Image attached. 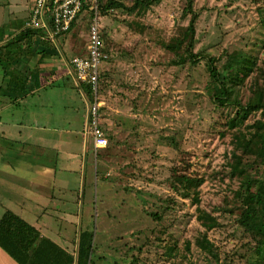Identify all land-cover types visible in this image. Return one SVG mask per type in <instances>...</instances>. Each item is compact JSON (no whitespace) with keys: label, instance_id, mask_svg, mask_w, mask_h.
Here are the masks:
<instances>
[{"label":"rangeland","instance_id":"374dc122","mask_svg":"<svg viewBox=\"0 0 264 264\" xmlns=\"http://www.w3.org/2000/svg\"><path fill=\"white\" fill-rule=\"evenodd\" d=\"M100 1H119L130 8L135 0ZM193 2L199 14L194 52L201 59L183 66L175 64L178 56L167 45L189 24L190 16L183 17L186 0H162L141 15L99 10L101 31L113 54L107 65L110 81L104 78L99 99L109 147L93 153L91 141L87 152L81 146L79 160L84 163L72 179L77 191L71 197L77 202L68 209L69 222H38L43 235L59 245L89 230L94 235L92 264H252L249 255L256 244L236 221L239 182L230 175L232 136L224 128L235 109L211 103L214 85L206 58L216 57L221 66L227 53L238 52L264 62V27L258 13L263 0ZM27 4L0 0V19L21 28ZM90 25L91 15L79 19L67 56L84 54ZM179 54L187 56L184 50ZM76 94L78 105L82 97ZM248 97L246 86L243 102ZM54 99L45 113L50 121L55 116L63 121L69 111L59 107L63 99ZM41 108L37 96L22 110L28 116ZM261 119L264 114L257 112L248 124ZM82 135H76L81 142ZM251 174L264 181V166ZM182 175L203 180L199 206L217 216L216 229L206 232L197 220V205L173 189V177ZM205 234L218 262L197 246Z\"/></svg>","mask_w":264,"mask_h":264},{"label":"crops","instance_id":"0c3cea01","mask_svg":"<svg viewBox=\"0 0 264 264\" xmlns=\"http://www.w3.org/2000/svg\"><path fill=\"white\" fill-rule=\"evenodd\" d=\"M35 1L28 0L26 8L29 3L30 7L24 26ZM78 21L79 18L68 33L55 40L41 31L14 44L25 33L24 26H9L0 19V220L6 212H11L53 243L43 235L38 222L45 218L69 222L68 209L77 202L71 197L77 191L76 181L72 179H77L84 163L79 160L80 148L83 146L87 152L91 141L95 153L92 137L85 134L90 103L88 87L77 82L72 65L75 57L87 56V44L83 55L66 54L67 47L74 45L72 35ZM102 40L109 59L102 67L101 87L104 78L110 81L107 65L113 55L106 46L103 30ZM106 67L109 74H105ZM76 93L82 97L78 105ZM37 96L42 108L27 116L22 109L28 100H35ZM53 98L63 99L59 107L69 111L63 121L59 116L50 121L51 117L45 113L46 105ZM101 117L105 118L102 114ZM79 132L83 134L82 142L76 137ZM73 147H78L77 153L72 151ZM64 241V245L55 244L76 256L78 239ZM0 264L18 263L0 249Z\"/></svg>","mask_w":264,"mask_h":264},{"label":"trees","instance_id":"16d2710c","mask_svg":"<svg viewBox=\"0 0 264 264\" xmlns=\"http://www.w3.org/2000/svg\"><path fill=\"white\" fill-rule=\"evenodd\" d=\"M161 1L135 0L128 8L119 1H108L102 4L99 0L98 6L103 14L122 9L131 14L141 15ZM186 2L183 17L190 16L189 24L181 28L167 45V49L178 56L175 62L178 66L185 65L187 61L195 64L201 59V56L194 52L199 14L194 10L193 0H186ZM258 13L261 25L264 27V0L258 7ZM86 15H91L87 5L84 6L78 18ZM33 33L25 32L14 44L24 42L25 39L32 37ZM182 50L187 56L179 54ZM225 57V62L221 66L218 65L219 60L216 57L207 56L206 58L209 78L214 85L210 101L215 107L235 109V115L227 118L224 128L232 136L230 175L232 179L239 182L235 199L239 203L240 215L236 221L243 233L256 244L249 255L251 263L264 264V181L251 174L264 166V119L248 124L252 114L257 112L264 114V62L238 52L227 53ZM246 86L249 89V97L246 102H243L242 90ZM88 92L90 95L89 88ZM234 93L236 96L232 102ZM172 181V187L178 191L180 197L191 199L197 205V220L206 232L216 229L219 226L217 216L199 206V189L203 180L182 175L174 176ZM154 216L157 218V215ZM93 241L94 235L89 230H81L77 243V255L74 256L55 243L42 238L36 228L11 212H6L0 220V249L18 264H92ZM197 246L215 261H219L216 248L209 241L207 234L197 241Z\"/></svg>","mask_w":264,"mask_h":264},{"label":"built area","instance_id":"2783aa9c","mask_svg":"<svg viewBox=\"0 0 264 264\" xmlns=\"http://www.w3.org/2000/svg\"><path fill=\"white\" fill-rule=\"evenodd\" d=\"M99 0H36L29 20L24 26L25 32L47 33L50 40L68 33L75 24L85 5L91 12V25L87 56L75 57L72 61L76 80L90 89L88 120L85 134L92 137L95 152L109 147V140L101 128V71L109 59L104 42L99 17Z\"/></svg>","mask_w":264,"mask_h":264}]
</instances>
